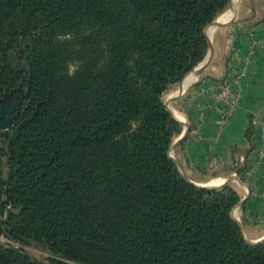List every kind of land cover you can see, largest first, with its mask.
<instances>
[{
    "label": "trees",
    "instance_id": "trees-1",
    "mask_svg": "<svg viewBox=\"0 0 264 264\" xmlns=\"http://www.w3.org/2000/svg\"><path fill=\"white\" fill-rule=\"evenodd\" d=\"M228 2L0 0V96L29 90L0 130V233L18 244L0 242V264H264L237 190L169 155L181 126L162 94Z\"/></svg>",
    "mask_w": 264,
    "mask_h": 264
},
{
    "label": "crops",
    "instance_id": "crops-1",
    "mask_svg": "<svg viewBox=\"0 0 264 264\" xmlns=\"http://www.w3.org/2000/svg\"><path fill=\"white\" fill-rule=\"evenodd\" d=\"M204 33L207 62L162 94L182 125L170 155L194 183L231 184L240 195L235 216L247 238L259 240L264 238V0H229ZM224 78L239 95L225 123L213 93Z\"/></svg>",
    "mask_w": 264,
    "mask_h": 264
},
{
    "label": "water",
    "instance_id": "water-1",
    "mask_svg": "<svg viewBox=\"0 0 264 264\" xmlns=\"http://www.w3.org/2000/svg\"><path fill=\"white\" fill-rule=\"evenodd\" d=\"M207 60H208V54H206L204 58L200 61L199 67H195V68L200 69L207 62ZM28 91H29L28 89L25 90L23 86L18 85L4 92L0 96V130L7 129L13 124L15 117L20 110V107L22 104V98L28 94ZM166 107L169 109L167 105ZM178 139L173 141L171 146H173L178 141ZM0 147H1V143H0ZM169 155H170V150H169ZM201 186H204V185H201ZM231 215L234 219L238 221L237 217L233 213V210L231 212ZM238 223L241 226L239 221ZM262 240H264V238L259 239V240H251L249 238L247 239V241L250 243H256Z\"/></svg>",
    "mask_w": 264,
    "mask_h": 264
},
{
    "label": "built area",
    "instance_id": "built-area-1",
    "mask_svg": "<svg viewBox=\"0 0 264 264\" xmlns=\"http://www.w3.org/2000/svg\"><path fill=\"white\" fill-rule=\"evenodd\" d=\"M234 81L237 82V77L234 79ZM213 93L216 101L221 103L219 111L221 113L222 121L225 123L236 109L239 95L233 91L231 87V81H229L227 78L221 79L216 83ZM199 108L202 111L203 106L200 105ZM0 242L18 246L15 241L8 239L2 233H0Z\"/></svg>",
    "mask_w": 264,
    "mask_h": 264
},
{
    "label": "rangeland",
    "instance_id": "rangeland-1",
    "mask_svg": "<svg viewBox=\"0 0 264 264\" xmlns=\"http://www.w3.org/2000/svg\"><path fill=\"white\" fill-rule=\"evenodd\" d=\"M74 67H75V65L72 64L70 66V69L72 70V69H74ZM163 101H164V99H163ZM180 126L182 128L181 123H180ZM170 148H171V145H170ZM170 148H169V150H171ZM232 210H233L234 215H236V210H234V209H232ZM232 210H231V212H232ZM244 236L246 237L245 234H244ZM247 239L248 238L246 237V240ZM23 248L35 260H44L45 257H47L49 255V252L47 250L42 249L41 247L35 245L34 243H30L28 245H24Z\"/></svg>",
    "mask_w": 264,
    "mask_h": 264
},
{
    "label": "bare ground",
    "instance_id": "bare-ground-1",
    "mask_svg": "<svg viewBox=\"0 0 264 264\" xmlns=\"http://www.w3.org/2000/svg\"><path fill=\"white\" fill-rule=\"evenodd\" d=\"M192 72V71H191Z\"/></svg>",
    "mask_w": 264,
    "mask_h": 264
}]
</instances>
